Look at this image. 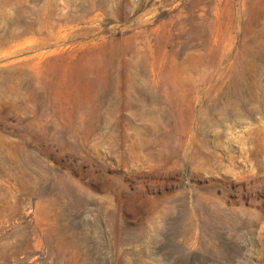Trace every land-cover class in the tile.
Returning <instances> with one entry per match:
<instances>
[{
	"label": "rangeland",
	"instance_id": "1",
	"mask_svg": "<svg viewBox=\"0 0 264 264\" xmlns=\"http://www.w3.org/2000/svg\"><path fill=\"white\" fill-rule=\"evenodd\" d=\"M0 264H264V0H0Z\"/></svg>",
	"mask_w": 264,
	"mask_h": 264
}]
</instances>
